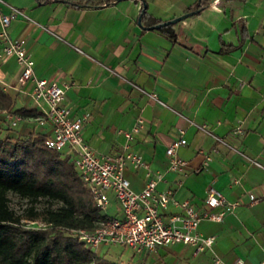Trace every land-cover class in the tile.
Returning <instances> with one entry per match:
<instances>
[{"label": "crops", "instance_id": "crops-1", "mask_svg": "<svg viewBox=\"0 0 264 264\" xmlns=\"http://www.w3.org/2000/svg\"><path fill=\"white\" fill-rule=\"evenodd\" d=\"M6 1L27 15L12 16L8 34L24 37L36 76L67 83L62 104L71 115L86 114L81 133L96 152H119L127 141L123 130L139 118L130 145L162 173L157 189L169 187L177 198L200 205L212 184L225 197L222 219L198 224L202 234L215 236L211 248L193 253L183 243L142 251L128 247L119 263L212 264L218 255L222 264L237 257L242 264H263L264 0H212L171 23L172 36L152 26V18L175 17L196 0H114L100 6ZM143 2L148 17L139 22ZM20 71L13 55H0V86L13 98V108L30 111L8 132L50 135V121L36 118L46 103L33 96L30 80L19 82ZM141 89L155 92L164 104ZM3 118L1 112L0 122ZM201 122L211 133L196 126ZM177 138L185 140L176 150L188 161L185 174L168 168L165 148ZM205 154L210 159L203 164ZM124 175L133 190L144 186L142 167L127 164ZM108 195L105 213L118 214L113 192ZM109 246L118 245H101L97 252Z\"/></svg>", "mask_w": 264, "mask_h": 264}, {"label": "built area", "instance_id": "built-area-1", "mask_svg": "<svg viewBox=\"0 0 264 264\" xmlns=\"http://www.w3.org/2000/svg\"><path fill=\"white\" fill-rule=\"evenodd\" d=\"M1 5H6L8 12H3ZM15 15L27 17L19 7L6 0H0V38L2 39L0 55L15 57L16 63L21 66L19 82L24 83L30 80L33 96L46 103L47 108L44 114L36 117L40 122L49 120L52 125L51 134L45 136V143L59 150L68 148L81 179L89 188L102 212L105 213L109 205V191L113 192L118 205V214L107 215L98 220L93 229H75L77 237L96 251L101 245L112 244L124 245L134 251L154 250L174 243L191 245L193 253L211 248L215 236L202 234L198 230V224L201 219H222L226 203L222 192L209 184L205 189L201 204L196 205L188 198H177L169 187L157 189L156 184L162 179V173L153 171L149 162L130 145L133 132L138 131L141 125L139 118L130 130H123L127 141L123 143L119 152L115 154L96 152L81 133L87 120L86 114L71 115L70 108L62 104L67 83L36 76L33 71V59L26 50L24 37H11L8 34L7 26L10 18ZM141 90L164 104V101L157 98L155 92ZM3 113L12 126L21 118L20 115L11 111H3ZM195 124L200 129L211 133L205 122ZM235 131L239 132L240 128L237 127ZM214 137L243 154L241 150L222 137L217 135ZM184 144V139L177 138L165 148L168 168L182 174L187 171L188 161L176 150L178 146ZM247 158L255 165L262 166L259 161ZM209 159L210 155L205 154L203 164H206ZM127 164L143 168L145 183L140 190H133L130 187L129 180L124 175V168ZM233 181L237 182L238 179ZM169 206L176 207V210H166ZM26 221L32 225L34 223L33 220ZM212 264H222L221 258L214 255ZM229 264H242V259L237 257Z\"/></svg>", "mask_w": 264, "mask_h": 264}, {"label": "trees", "instance_id": "trees-1", "mask_svg": "<svg viewBox=\"0 0 264 264\" xmlns=\"http://www.w3.org/2000/svg\"><path fill=\"white\" fill-rule=\"evenodd\" d=\"M65 1L100 6L114 0ZM211 1L196 0L187 11H197ZM146 16L144 9L142 19ZM162 21L152 18V26ZM171 26L159 29L172 36ZM3 111L21 117L30 112L13 108V98L0 86ZM10 126L5 118L0 122V264H113L74 232L93 229L107 214L81 179L71 152L49 147L41 133L11 135ZM10 192L27 199L23 212L17 213L9 204ZM40 200L45 203L37 205ZM26 220H33V225L26 226Z\"/></svg>", "mask_w": 264, "mask_h": 264}, {"label": "rangeland", "instance_id": "rangeland-1", "mask_svg": "<svg viewBox=\"0 0 264 264\" xmlns=\"http://www.w3.org/2000/svg\"><path fill=\"white\" fill-rule=\"evenodd\" d=\"M9 198H10L9 204L17 213L23 212L24 207L28 205V201L26 198H20L15 193L10 192ZM44 203L45 202L43 200H40L37 203V205H42ZM30 225H32L30 222H26V226H30ZM37 225L41 226L42 223L38 221ZM100 252L104 257L108 258L113 264H120L119 262H120L121 257L123 258L125 254L129 252V248L127 246L118 244V246L104 247V249ZM121 264H125V263H121Z\"/></svg>", "mask_w": 264, "mask_h": 264}, {"label": "water", "instance_id": "water-1", "mask_svg": "<svg viewBox=\"0 0 264 264\" xmlns=\"http://www.w3.org/2000/svg\"><path fill=\"white\" fill-rule=\"evenodd\" d=\"M144 9H145V3H143L142 8H141V10H140V13H139V15H138V21H139V22H140V19H141V16H142V14H143ZM195 11H196V10L185 11V12H183V13H181V14L175 16V17H172V18H169V19H167V20H164V21H162V22H160V23H157V24H155V25H153V26H154V27H159V26L164 25V24L174 23V22H176V21H178V20H180V19L185 18V17L188 16V15L193 14Z\"/></svg>", "mask_w": 264, "mask_h": 264}]
</instances>
